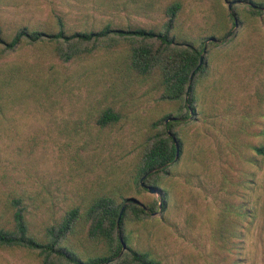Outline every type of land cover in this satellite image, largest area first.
I'll list each match as a JSON object with an SVG mask.
<instances>
[{"label":"rangeland","instance_id":"obj_1","mask_svg":"<svg viewBox=\"0 0 264 264\" xmlns=\"http://www.w3.org/2000/svg\"><path fill=\"white\" fill-rule=\"evenodd\" d=\"M179 3L170 32L202 49L204 73L193 110L161 100L158 72L130 69L128 42L102 41L70 62L58 44L8 43L21 29L66 35L113 28L161 31L166 8ZM264 0H0V227H11L10 201L22 198L32 234L95 198H134L154 211L123 222L127 246L161 264H264ZM231 3V10L228 4ZM238 18L234 28L233 18ZM215 38L214 42L208 39ZM186 41V42H185ZM111 109L120 120L97 124ZM181 115H186L181 118ZM170 131L177 159L147 185L136 165L148 139ZM164 122H161V120ZM156 126H153V124ZM155 213V214H154ZM67 244L82 256L105 253L83 220ZM84 257V258H83ZM0 264H40L37 252L0 249Z\"/></svg>","mask_w":264,"mask_h":264},{"label":"trees","instance_id":"obj_2","mask_svg":"<svg viewBox=\"0 0 264 264\" xmlns=\"http://www.w3.org/2000/svg\"><path fill=\"white\" fill-rule=\"evenodd\" d=\"M250 6L255 13H261L264 8L261 3L252 2ZM180 9V4L176 2L166 8L168 21L159 32L140 28H113L110 24H105L98 31H83L66 35L63 30L64 25L60 20V31L55 34L21 29L8 43V48L14 49L23 40L29 43H38L44 40L57 44L62 42L66 46L57 45L55 52L62 62L67 63L82 54L92 53L102 41H106L107 44L116 39L128 42L130 69L142 76L158 72L163 88L161 100L182 102L184 107L191 111L195 102L194 87L205 70L203 64H199L204 51L203 48H197L192 43H176L175 39L170 36ZM232 14L230 15L232 18L233 16L237 18L235 13ZM185 116L181 115V118H185ZM119 120V114L108 109L99 116L97 124L106 127ZM176 121H178L176 118L175 120L174 118H165L163 135L156 133L148 139L135 168L136 178H139L137 186L144 188L140 185V180L145 175L143 184L150 186L147 185L148 180L159 172L165 171L174 162V142H177L179 146L180 143L170 129ZM161 122H164V119ZM156 124L154 123L153 126ZM254 150L258 154H264V146ZM153 187L156 189V193L162 196L159 208L164 209V192ZM126 202L128 204L120 214L121 208ZM10 203L13 209L12 225L11 227H0V249L19 248L35 251L40 259V264H161L148 252L128 247L127 236L124 235L122 229L128 214L135 220H141L154 211L152 205H137L132 198L117 204L111 196L97 197L83 211L77 207L67 211L57 223L45 228L44 239L39 241L31 232L24 200L13 198ZM81 220L86 224L88 239L100 243L104 247L105 253L82 259L83 255L67 244L68 237L74 233ZM119 236L126 245L123 252H121L122 245Z\"/></svg>","mask_w":264,"mask_h":264},{"label":"water","instance_id":"obj_3","mask_svg":"<svg viewBox=\"0 0 264 264\" xmlns=\"http://www.w3.org/2000/svg\"><path fill=\"white\" fill-rule=\"evenodd\" d=\"M231 7H232V4L229 3V4H228V10H229V11L231 10ZM233 23H234V28H237V27H238V21H237V18H236L235 16H233ZM208 41H209V42H214V41H215V38H210V39H208ZM201 63H202V56H201V59H200V63H199V64H201ZM169 135H170V133H169ZM174 145H175V158H174V161H175V160L177 159V157H178V153H179V145H178L177 142H174ZM144 177H146V175H145ZM144 177H143V178H144ZM143 178L140 180V185H141L142 187L146 188L147 191H148L149 193L155 194V193H156V189H155L154 187H152V186H146V185H144V184H143ZM132 199H133V201H134L135 204H137V205H141V206H142V204H140L137 200H135L134 198H132ZM127 204H128L127 202L124 203V205H123L122 208H121L120 214L124 211V209L126 208ZM159 205H160V204H159ZM154 214H155V213H154ZM119 239H120V242H121V245H122L121 252H123V251H125V249H126V245H125V243L121 240V237H120V236H119Z\"/></svg>","mask_w":264,"mask_h":264}]
</instances>
